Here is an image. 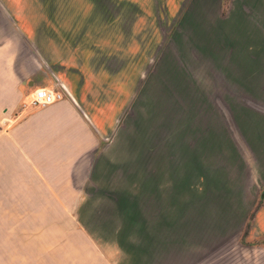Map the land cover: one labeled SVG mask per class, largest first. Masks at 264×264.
<instances>
[{"label":"rangeland","instance_id":"rangeland-1","mask_svg":"<svg viewBox=\"0 0 264 264\" xmlns=\"http://www.w3.org/2000/svg\"><path fill=\"white\" fill-rule=\"evenodd\" d=\"M2 16L97 148L77 199L32 215L0 198V264H264V0H0Z\"/></svg>","mask_w":264,"mask_h":264},{"label":"crops","instance_id":"crops-1","mask_svg":"<svg viewBox=\"0 0 264 264\" xmlns=\"http://www.w3.org/2000/svg\"><path fill=\"white\" fill-rule=\"evenodd\" d=\"M20 39L0 18V184L10 200L45 215V201L77 199L70 183L78 164L97 148V139L68 100L44 109L31 106L33 93L52 78L22 53ZM70 194V195H69Z\"/></svg>","mask_w":264,"mask_h":264},{"label":"built area","instance_id":"built-area-1","mask_svg":"<svg viewBox=\"0 0 264 264\" xmlns=\"http://www.w3.org/2000/svg\"><path fill=\"white\" fill-rule=\"evenodd\" d=\"M53 79L50 88L38 89L33 93L30 101L31 106L44 109L63 100H68L74 105L76 104L66 86L57 77Z\"/></svg>","mask_w":264,"mask_h":264}]
</instances>
